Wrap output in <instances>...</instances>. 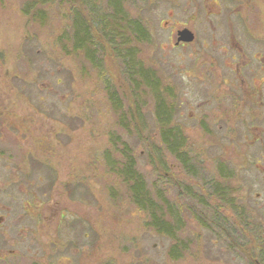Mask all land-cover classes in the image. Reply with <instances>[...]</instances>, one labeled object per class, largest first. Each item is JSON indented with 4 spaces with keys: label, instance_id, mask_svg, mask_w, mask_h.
I'll return each instance as SVG.
<instances>
[{
    "label": "rangeland",
    "instance_id": "1",
    "mask_svg": "<svg viewBox=\"0 0 264 264\" xmlns=\"http://www.w3.org/2000/svg\"><path fill=\"white\" fill-rule=\"evenodd\" d=\"M117 1L149 29L150 40L135 44L137 59L173 91L175 123L188 136L196 178L161 145L151 95L138 104L146 140L125 137L149 187L162 181L180 208L187 231L178 238L189 241L188 252L170 259V240L146 227L106 166L104 157L119 158L111 138L127 135L109 92L132 102L120 61L108 47L104 71L64 52L58 38L73 23L69 3L38 13L28 0H0V264H264V102L219 90L240 62L233 38L249 54L264 52V0L246 10L238 0ZM180 27L194 33L192 43L175 46ZM216 38L226 49L210 44ZM247 65L262 66L252 58ZM153 145L164 167L151 160Z\"/></svg>",
    "mask_w": 264,
    "mask_h": 264
},
{
    "label": "trees",
    "instance_id": "2",
    "mask_svg": "<svg viewBox=\"0 0 264 264\" xmlns=\"http://www.w3.org/2000/svg\"><path fill=\"white\" fill-rule=\"evenodd\" d=\"M28 1V5L32 9H36L47 7L55 0ZM63 1L72 6L70 17L73 20L72 25L67 29H62L63 32L58 38L64 52L83 55L84 60H89L93 64L95 63V67L104 70L102 57H105L109 47L114 57L120 61L122 71L130 82L132 102L126 101V97H124L129 106H126L120 93L113 87H111L112 90L114 89L113 92H109L108 101L119 116L117 125L121 126L127 135L118 134L111 138L110 147L115 151L110 150V153L116 152L119 158H114L113 154L108 158L104 157L106 166L126 184L132 203L147 220L146 227L156 235L170 240L171 244L167 250L170 259L179 260L188 252L189 241L178 238L181 233L187 231L185 229L186 221L182 219L180 208L176 207L168 198L162 181L160 184L152 185L153 189L149 187L146 177L138 167L136 156L132 155L133 148L129 146L127 140L129 137H136L138 141L146 140L144 137L147 135L144 133L147 128L144 115L139 110L141 105L139 102L142 94L151 95L156 103L154 113L161 145L170 154L176 156L187 174L197 177L191 164V154L187 150L186 135L180 126L174 124L177 109L168 99L173 97V91L163 87V80L157 76L155 70L145 68L141 60L137 59L138 50L135 44L150 40L149 29L145 28L141 20L130 18L117 0L109 2L105 7L97 5L94 0ZM40 10L43 9H38V13L41 12ZM26 11L29 13L28 9ZM109 83L112 85L111 82ZM138 104L140 105L138 106ZM155 137L156 135H153V138ZM151 149L153 150L151 160H154L158 166L164 167L163 160L166 156L162 154L157 145L151 146ZM221 170H219L221 176L229 178ZM215 189L218 192L217 196L224 199L222 195L224 187L220 185ZM192 197L195 201L199 199L195 196ZM204 205L206 204L204 203ZM218 221L224 222L220 226L221 230H229L225 218H218ZM200 223L209 228L204 221L200 220Z\"/></svg>",
    "mask_w": 264,
    "mask_h": 264
},
{
    "label": "flooded vegetation",
    "instance_id": "3",
    "mask_svg": "<svg viewBox=\"0 0 264 264\" xmlns=\"http://www.w3.org/2000/svg\"><path fill=\"white\" fill-rule=\"evenodd\" d=\"M238 2H240L239 8L245 9V10L250 7V3H251L250 0H247V1L246 0H238ZM238 13H240V18H241L240 22L243 23L242 21L244 20V17L242 15L241 11H239ZM185 28L186 27H180L177 30V34L180 30L185 29ZM172 33H173V31H172ZM177 41H178V37H177ZM177 41L175 43V46L190 44L193 42V41H191V42L180 41V43H177ZM232 42H233V45H237L239 47L237 52H238V55L240 56L239 57L240 62H238L236 64L235 69H233L231 67V64H228V67L232 68L230 70L232 72V77H234V79H227V78L224 79V77H222V79L219 80V83L222 84V86H220L219 90L220 89H224V90L226 89L228 91L241 90V93H242L241 97L244 98L246 101L253 102V103L260 101L263 103L264 102V52H262V53L255 52V53L249 54L248 52L245 51V49H244L243 45H241V43H239V45H238V42L234 38H233ZM210 44L216 48L221 47L222 50L226 49V46H227V44L222 43V40L220 38L213 39L210 42ZM231 56H232L231 59L233 61L237 59L235 56H233V55H231ZM251 58L253 60L258 59L260 61V64L262 65L260 67V71L255 70L252 67L247 65V62L250 61ZM245 65H247V66H245ZM243 66H245V67H243ZM246 72H248V73H246ZM246 74H247V76H246ZM247 90H254V92L249 95L248 94L249 92H247ZM244 92H246V94H244ZM220 169H222L221 171L223 174L227 175L230 178V175H232L230 170L228 173V170H227V168L225 169L224 165H222V168H220ZM221 177H223V176H221ZM223 178L226 179L225 177H223ZM229 178H227V179H229ZM235 214L236 213H232L230 216H235ZM222 217H225V216H222Z\"/></svg>",
    "mask_w": 264,
    "mask_h": 264
},
{
    "label": "water",
    "instance_id": "4",
    "mask_svg": "<svg viewBox=\"0 0 264 264\" xmlns=\"http://www.w3.org/2000/svg\"><path fill=\"white\" fill-rule=\"evenodd\" d=\"M178 41L177 43H180V41L183 42H191L195 39V36L193 32L187 28L182 29L178 32Z\"/></svg>",
    "mask_w": 264,
    "mask_h": 264
},
{
    "label": "bare ground",
    "instance_id": "5",
    "mask_svg": "<svg viewBox=\"0 0 264 264\" xmlns=\"http://www.w3.org/2000/svg\"><path fill=\"white\" fill-rule=\"evenodd\" d=\"M176 114H177V112H176ZM176 114H175V117L177 116ZM174 124H176V125L180 126V124H178V123H175V118H174ZM183 133H184V132H183ZM185 135H186V133H185ZM186 139H187V141H188V136H187V135H186ZM187 150H188V149H187ZM188 151H189V150H188ZM205 218L207 219V217H206V216H205Z\"/></svg>",
    "mask_w": 264,
    "mask_h": 264
}]
</instances>
